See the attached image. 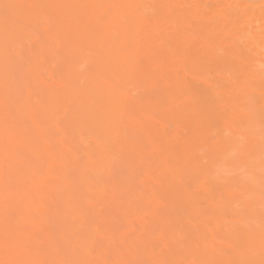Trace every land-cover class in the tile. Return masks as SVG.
Here are the masks:
<instances>
[{"label":"bare ground","instance_id":"6f19581e","mask_svg":"<svg viewBox=\"0 0 264 264\" xmlns=\"http://www.w3.org/2000/svg\"><path fill=\"white\" fill-rule=\"evenodd\" d=\"M262 122L264 0H0V264H259Z\"/></svg>","mask_w":264,"mask_h":264},{"label":"snow or ice","instance_id":"6c2138e0","mask_svg":"<svg viewBox=\"0 0 264 264\" xmlns=\"http://www.w3.org/2000/svg\"><path fill=\"white\" fill-rule=\"evenodd\" d=\"M18 7L17 5H10L5 4L4 8L7 10L9 8ZM33 7H39V6H33ZM6 54H7V44H6ZM261 145H260V156H259V189H260V201H261V242H262V259L259 261V264H264V122H262L261 125ZM251 165L255 167V160L250 161ZM33 264H36V262H33ZM44 264H76V262L73 261H63V262H57V261H45ZM164 264H167V262H164ZM232 264H257L254 260H236L233 261Z\"/></svg>","mask_w":264,"mask_h":264}]
</instances>
